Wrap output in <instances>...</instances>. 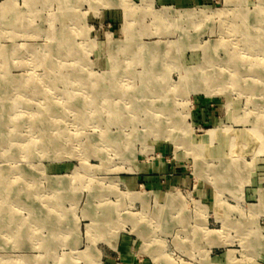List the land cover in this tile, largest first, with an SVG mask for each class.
Segmentation results:
<instances>
[{
    "label": "rangeland",
    "instance_id": "374dc122",
    "mask_svg": "<svg viewBox=\"0 0 264 264\" xmlns=\"http://www.w3.org/2000/svg\"><path fill=\"white\" fill-rule=\"evenodd\" d=\"M263 1L0 0V264H264Z\"/></svg>",
    "mask_w": 264,
    "mask_h": 264
},
{
    "label": "bare ground",
    "instance_id": "6f19581e",
    "mask_svg": "<svg viewBox=\"0 0 264 264\" xmlns=\"http://www.w3.org/2000/svg\"><path fill=\"white\" fill-rule=\"evenodd\" d=\"M39 1V0H38ZM229 2H234L236 0H228ZM53 2V1H52ZM264 2V1H263ZM9 3V2H8ZM35 3V2H34ZM33 6V5H32ZM4 9L7 7L6 4H4L2 6ZM2 8V9H3ZM7 9V8H6ZM257 10V9H256ZM5 11V10H4ZM1 13V12H0ZM65 13V12H64ZM3 14V13H2ZM17 14V13H16ZM69 15V14H68ZM11 17V16H10ZM9 17V18H10ZM13 17V14H12ZM18 17V16H17ZM16 17V18H17ZM74 18V17H73ZM6 19V18H5ZM11 21V20H10ZM254 21V20H253ZM1 22V21H0ZM256 22L259 23L262 27H260L259 32H263V34L258 37V36H248V43L245 47L243 48H237L238 46L235 45L232 50L230 51V56L228 58V60L226 61H221V63H218L216 65H212V61L214 60V58L209 55V48L206 47L205 48V59H204V64L200 65L199 67L195 68L194 70H192L190 75H194L195 71L196 73H199L200 78L203 80V89L199 88L200 91L206 89L209 90L211 89L210 87L214 88L216 86L217 90L215 89V91L219 94H226L230 89L235 90L238 89L240 90L241 85L242 84H246L247 88H251L252 90V86H255L257 84H261L262 86H264V73H261L258 71L257 67L254 64H251L248 61H251L256 55H253L251 50L254 48H258V45L260 46V44L264 43V7L259 9L258 12L256 13ZM9 23V22H8ZM13 25V24H12ZM14 27V26H13ZM127 27V26H126ZM70 30V29H68ZM260 34V33H259ZM185 35V33H184ZM230 38V37H229ZM263 39V41H261ZM258 40V41H257ZM129 42V40H126L124 43L127 45ZM223 44V42L221 43V45ZM125 45V46H126ZM124 46V45H123ZM220 45H217V47L219 48ZM124 47H122L121 49H123ZM159 48V47H158ZM215 48V47H214ZM150 49V48H149ZM148 50V48H147ZM144 54V53H143ZM262 54L264 55V51H262ZM147 57V55H146ZM160 57V56H159ZM144 58V57H143ZM144 61V60H143ZM148 61V60H147ZM144 64V63H143ZM155 65V64H154ZM153 65V66H154ZM152 66V68H153ZM259 66V65H257ZM215 67V68H214ZM151 68V67H150ZM154 73V72H153ZM152 73V74H153ZM155 74V73H154ZM189 75V76H190ZM189 76H186L185 79H183V84H187L188 80H189ZM149 77V76H147ZM223 77V78H222ZM22 78V77H21ZM145 78V77H144ZM218 78H222L220 81V83L217 85L219 82ZM99 81V80H98ZM12 82L11 80H9L8 83ZM13 83V82H12ZM17 84H21L19 82H17ZM142 84V83H141ZM192 85V84H191ZM22 86L24 87H32L34 93H36L38 91V87L34 84V83H30L28 85H25L24 83L22 84ZM36 88H35V87ZM189 86V85H188ZM103 88V87H102ZM161 89V88H160ZM25 91L28 90L24 88ZM23 90V91H24ZM99 90V89H98ZM103 90V89H102ZM101 90V91H102ZM150 90V89H149ZM163 91V90H162ZM109 92V91H107ZM154 93V92H153ZM216 93V94H217ZM155 94V93H154ZM153 94V95H154ZM157 94V93H156ZM208 94V93H207ZM260 94H264V88L263 90L260 91ZM208 95H212V94H208ZM238 95V94H237ZM169 96V95H168ZM109 97V96H108ZM131 97V96H130ZM147 97V96H146ZM163 103V102H162ZM72 104V103H71ZM24 106V105H22ZM21 106V107H22ZM141 106V105H140ZM32 108V107H31ZM57 108L56 104L52 105H47L44 106V111L43 113L41 112L39 114V116H53L55 118H57V114L55 111ZM134 108V107H133ZM139 108V107H138ZM82 110V109H80ZM136 114V113H135ZM116 117L121 116V113H115ZM153 115V113H152ZM148 117H152L151 115H148ZM147 119V118H146ZM34 120V119H33ZM36 120V119H35ZM49 121V120H48ZM161 122V121H159ZM144 124H146L145 128L151 127V125H155L158 122L154 121V120H144L143 121ZM141 124V123H140ZM167 130V129H166ZM139 132V131H138ZM252 136L245 138L244 139V143L242 142L241 148L243 146V148L246 147V145H255L258 146L257 150H259V153H264V138L259 135V129H254L250 131ZM140 133V132H139ZM166 133V132H165ZM168 133V132H167ZM214 132H209V136L210 139L214 138ZM264 136V135H263ZM106 137V136H105ZM143 137V135H142ZM107 138V137H106ZM112 138V137H111ZM137 138V137H136ZM140 138V137H139ZM137 138V139H139ZM120 141V140H119ZM114 142V141H113ZM31 147V146H30ZM56 147V144L54 142L53 144V148ZM27 155V154H26ZM33 155V154H31ZM29 157V156H28ZM12 159V157H11ZM29 159V158H28ZM13 160V159H12ZM16 161V160H15ZM262 192V191H261ZM41 222V221H40ZM21 242V241H20ZM51 243V242H50ZM70 264V263H68ZM72 264V263H71Z\"/></svg>",
    "mask_w": 264,
    "mask_h": 264
}]
</instances>
